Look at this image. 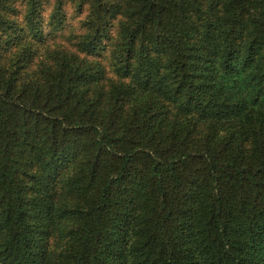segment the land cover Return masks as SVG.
I'll return each instance as SVG.
<instances>
[{
	"label": "trees",
	"instance_id": "16d2710c",
	"mask_svg": "<svg viewBox=\"0 0 264 264\" xmlns=\"http://www.w3.org/2000/svg\"><path fill=\"white\" fill-rule=\"evenodd\" d=\"M15 1L0 264H264V0Z\"/></svg>",
	"mask_w": 264,
	"mask_h": 264
},
{
	"label": "rangeland",
	"instance_id": "374dc122",
	"mask_svg": "<svg viewBox=\"0 0 264 264\" xmlns=\"http://www.w3.org/2000/svg\"><path fill=\"white\" fill-rule=\"evenodd\" d=\"M52 1L53 0H47V3H45L43 5V9H42V17H43V21L45 22L47 19V16L50 12L51 6H52ZM15 6L19 9V12L17 13V18L21 19L22 15H23V5L22 3H20L18 0L15 1ZM65 10H66V22L67 24L65 25L64 29H63V34L66 36L67 31H69V29H71L72 27H76L77 26V19L78 16L75 15L74 11H73V7H71V5H69V3H67L65 5ZM43 32L46 34L47 37V31L48 26L44 25V27L42 28ZM112 48V42L108 43L104 49L102 50H98L96 52V54L91 55L89 57V59L92 60H96L99 63L104 65V68L106 70V75L107 78L110 80H114V74L112 72V65H111V59H110V49ZM229 89L234 91L235 95H242L243 98H247L249 97V86L246 83L245 79L243 80L241 77H237L236 80L234 82H230L229 84ZM244 102L247 105H250V101L249 100H244Z\"/></svg>",
	"mask_w": 264,
	"mask_h": 264
}]
</instances>
